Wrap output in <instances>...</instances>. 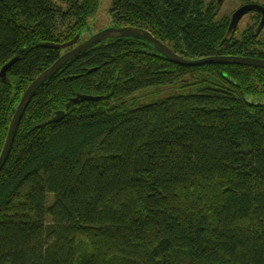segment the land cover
<instances>
[{
	"label": "trees",
	"instance_id": "1",
	"mask_svg": "<svg viewBox=\"0 0 264 264\" xmlns=\"http://www.w3.org/2000/svg\"><path fill=\"white\" fill-rule=\"evenodd\" d=\"M219 5L112 0L110 16L190 60L264 59L261 14L236 37ZM98 6L0 0V71L14 59L0 75V153L23 91L72 47L47 44L80 35ZM177 83L193 90L129 99ZM263 98L260 67L179 65L133 37L94 44L21 119L0 172V264H264Z\"/></svg>",
	"mask_w": 264,
	"mask_h": 264
},
{
	"label": "water",
	"instance_id": "2",
	"mask_svg": "<svg viewBox=\"0 0 264 264\" xmlns=\"http://www.w3.org/2000/svg\"><path fill=\"white\" fill-rule=\"evenodd\" d=\"M221 2L222 0H218ZM258 11L262 14V23L264 22V8L257 3H245L239 8H237L230 18V28L235 29L238 25L240 19L251 11ZM80 35L77 34L72 40L62 43V44H47V46H51L54 48H67L72 46L71 49L64 52L59 58L48 68L44 69L23 91L20 100L14 110L13 116L10 120L8 131L6 135V139L4 145L2 147L0 153V172L3 169L6 160L9 156L11 147L13 145L16 132L20 125L21 119L24 115V112L31 100L34 96L36 90L45 83L48 79L54 76L62 67L63 65L76 57L77 55L81 54L82 52L86 51L87 49L91 48L94 44L99 43L105 39L110 38H123V37H133V38H140L148 42L152 47H154L160 54H162L167 59H170L172 62L184 65V66H196V65H203V64H239V65H250L256 66L264 69V59L260 58H252V57H245V56H210L195 60H190L187 58L182 57L181 55L175 53L170 47L166 44L155 38L151 32L143 28H136L133 26H114L102 29L94 34H92L87 40L78 42ZM14 62V59L10 60L7 64H5L1 71L0 75L5 76V73L8 67ZM88 100L94 99L93 96L88 95H77L72 101L77 100ZM71 102L67 104V107L70 105ZM258 104L264 106V98L258 101ZM64 111L58 110L55 112L54 116L47 120L45 123H52L57 122L63 117Z\"/></svg>",
	"mask_w": 264,
	"mask_h": 264
},
{
	"label": "rangeland",
	"instance_id": "3",
	"mask_svg": "<svg viewBox=\"0 0 264 264\" xmlns=\"http://www.w3.org/2000/svg\"><path fill=\"white\" fill-rule=\"evenodd\" d=\"M206 2L214 0H205ZM247 2H256L262 8H264V0H222L219 5V17H230L232 13L239 8L241 5ZM112 0H99V6L94 16L90 17L87 21V26L82 29L78 42L87 40L92 34L108 28L118 26L115 24L110 16ZM255 13H248L244 15L238 22L235 30L237 31L235 36L239 35L250 25L253 24V17ZM56 44V43H52ZM72 48V47H71ZM68 51V50H67ZM66 52V51H65ZM63 54V53H62ZM61 54V55H62ZM191 87L186 89L180 85V83L174 85H164V86H154L144 90H140L134 93L129 99H132L135 102V105H144L149 104L153 101H156L160 98H164L170 95L184 94L188 91H192Z\"/></svg>",
	"mask_w": 264,
	"mask_h": 264
},
{
	"label": "flooded vegetation",
	"instance_id": "4",
	"mask_svg": "<svg viewBox=\"0 0 264 264\" xmlns=\"http://www.w3.org/2000/svg\"><path fill=\"white\" fill-rule=\"evenodd\" d=\"M248 3V2H247ZM251 3V2H250ZM252 3H256V2H252ZM242 6V5H241ZM250 13V12H249ZM251 13H259V14H261L260 12H258V11H256V10H254V11H251ZM233 14V13H232ZM248 14V13H247ZM261 17H262V14H261ZM230 18H231V16H230Z\"/></svg>",
	"mask_w": 264,
	"mask_h": 264
}]
</instances>
